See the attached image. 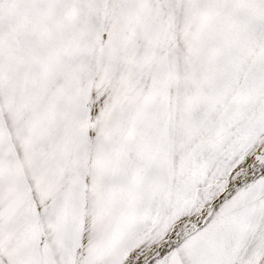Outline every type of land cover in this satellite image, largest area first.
Returning <instances> with one entry per match:
<instances>
[{
    "label": "snow or ice",
    "instance_id": "obj_1",
    "mask_svg": "<svg viewBox=\"0 0 264 264\" xmlns=\"http://www.w3.org/2000/svg\"><path fill=\"white\" fill-rule=\"evenodd\" d=\"M0 264H264V0H0Z\"/></svg>",
    "mask_w": 264,
    "mask_h": 264
}]
</instances>
